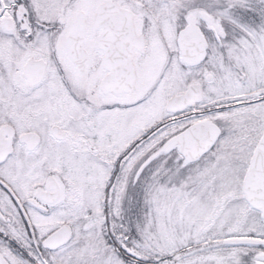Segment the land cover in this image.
Segmentation results:
<instances>
[{
	"label": "snow or ice",
	"instance_id": "snow-or-ice-1",
	"mask_svg": "<svg viewBox=\"0 0 264 264\" xmlns=\"http://www.w3.org/2000/svg\"><path fill=\"white\" fill-rule=\"evenodd\" d=\"M0 264H264V0H0Z\"/></svg>",
	"mask_w": 264,
	"mask_h": 264
}]
</instances>
